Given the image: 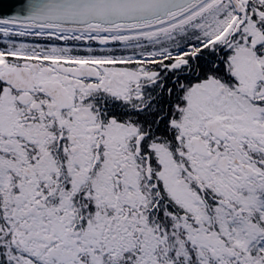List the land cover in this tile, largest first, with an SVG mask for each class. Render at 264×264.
I'll return each mask as SVG.
<instances>
[{"label": "snow or ice", "instance_id": "obj_1", "mask_svg": "<svg viewBox=\"0 0 264 264\" xmlns=\"http://www.w3.org/2000/svg\"><path fill=\"white\" fill-rule=\"evenodd\" d=\"M0 264H264V0H0Z\"/></svg>", "mask_w": 264, "mask_h": 264}]
</instances>
